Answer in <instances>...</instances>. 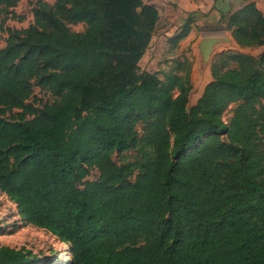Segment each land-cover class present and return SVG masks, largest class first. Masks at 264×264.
<instances>
[{"label": "trees", "instance_id": "16d2710c", "mask_svg": "<svg viewBox=\"0 0 264 264\" xmlns=\"http://www.w3.org/2000/svg\"><path fill=\"white\" fill-rule=\"evenodd\" d=\"M34 18L0 48V192L21 221L63 243L69 264H264V53L215 58L189 108L188 60L165 81L140 69L153 5L61 0ZM220 21L240 48H264L254 2ZM34 79L57 104L29 103ZM127 151L134 160L117 164ZM39 263L0 245V264Z\"/></svg>", "mask_w": 264, "mask_h": 264}, {"label": "rangeland", "instance_id": "374dc122", "mask_svg": "<svg viewBox=\"0 0 264 264\" xmlns=\"http://www.w3.org/2000/svg\"><path fill=\"white\" fill-rule=\"evenodd\" d=\"M61 0H20L14 6L9 7L5 4L0 6V48H5L11 40H15L12 36L15 33H21L35 24V12L40 4L53 7ZM160 18L156 26L151 43L146 50L139 66L141 71L149 72L157 75V77L165 81L166 75L176 72L175 68L178 63L188 60L191 63V84L192 91L189 96L188 107L195 105L197 100H192L197 90L193 84V65L196 61V52H199L198 44L203 37L216 36L222 39L221 43L216 47L212 62L207 65L210 73V79L206 84L212 81L211 66L215 58L226 53H240L252 57H258L264 53V48L259 49H242L233 42H226L224 39H232L231 33L225 30L224 22L220 21L222 12L215 10L214 16L198 17L187 14L184 18L180 16L175 9L167 8L163 3L159 5ZM228 13L223 14L226 16ZM191 16L193 20L192 34L174 46L171 38L176 35L183 23ZM69 29L73 32H83L85 26L80 23L69 24ZM37 79L33 80L34 93L29 103L33 104L36 110L42 111L46 106L57 104L58 98L50 92L41 89L36 85ZM205 84V85H206ZM236 105L232 104L224 112L223 120L225 122L232 115ZM15 111L14 113H16ZM142 125L137 130L139 135L142 134ZM134 151H127L122 154L115 153L113 156L117 164L124 160L133 161ZM99 176L97 170L89 171L87 180H96ZM0 245L7 246L12 249H21L31 251L36 255L39 264H69L68 248L60 243L57 238L44 230L26 225L21 221L16 206L9 201L6 195L0 192Z\"/></svg>", "mask_w": 264, "mask_h": 264}, {"label": "crops", "instance_id": "0c3cea01", "mask_svg": "<svg viewBox=\"0 0 264 264\" xmlns=\"http://www.w3.org/2000/svg\"><path fill=\"white\" fill-rule=\"evenodd\" d=\"M148 5H153L159 12V5L164 4L168 8L175 9L183 18L187 14L205 18L214 16L220 10L223 14L233 12L248 2H254L257 8L264 14V0H142ZM222 14V15H223ZM193 31L190 32L189 36Z\"/></svg>", "mask_w": 264, "mask_h": 264}, {"label": "water", "instance_id": "95a60500", "mask_svg": "<svg viewBox=\"0 0 264 264\" xmlns=\"http://www.w3.org/2000/svg\"><path fill=\"white\" fill-rule=\"evenodd\" d=\"M224 40L226 42H233L234 44H236L235 41L233 40V38L231 40L228 38H226ZM221 41H222V39L220 37H216V36H206V37H203L201 39V41L198 44L199 52L198 51L196 52L197 58H196V61L193 65V71L194 70L207 69V65L211 64L215 49H216V47H218V45L221 43ZM206 85L204 86V88L206 87ZM204 88H203V91H204ZM203 91H202V93H203ZM202 93H201V95H202ZM201 95H200V97H201ZM189 96H190V94H189Z\"/></svg>", "mask_w": 264, "mask_h": 264}, {"label": "bare ground", "instance_id": "6f19581e", "mask_svg": "<svg viewBox=\"0 0 264 264\" xmlns=\"http://www.w3.org/2000/svg\"><path fill=\"white\" fill-rule=\"evenodd\" d=\"M193 84L197 93L193 95L192 100H196L202 93L205 84L210 79L208 69L194 70L193 71Z\"/></svg>", "mask_w": 264, "mask_h": 264}]
</instances>
